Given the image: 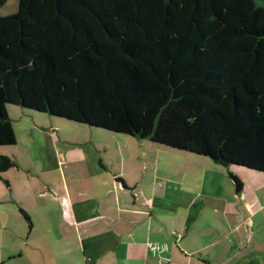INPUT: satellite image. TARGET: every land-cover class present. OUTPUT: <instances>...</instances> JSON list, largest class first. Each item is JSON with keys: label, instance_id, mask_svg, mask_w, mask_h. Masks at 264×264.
<instances>
[{"label": "trees", "instance_id": "16d2710c", "mask_svg": "<svg viewBox=\"0 0 264 264\" xmlns=\"http://www.w3.org/2000/svg\"><path fill=\"white\" fill-rule=\"evenodd\" d=\"M8 104L264 173V0H19L0 16V147ZM15 166L0 155L6 186Z\"/></svg>", "mask_w": 264, "mask_h": 264}, {"label": "crops", "instance_id": "0c3cea01", "mask_svg": "<svg viewBox=\"0 0 264 264\" xmlns=\"http://www.w3.org/2000/svg\"><path fill=\"white\" fill-rule=\"evenodd\" d=\"M34 120L15 134L16 166L1 175L11 195H0V229L11 239L0 236V264H264L261 174Z\"/></svg>", "mask_w": 264, "mask_h": 264}, {"label": "rangeland", "instance_id": "374dc122", "mask_svg": "<svg viewBox=\"0 0 264 264\" xmlns=\"http://www.w3.org/2000/svg\"><path fill=\"white\" fill-rule=\"evenodd\" d=\"M18 2H19V0H6L5 4L3 6H0V16H6V15L12 14L15 11H17L18 10ZM6 111H7L9 118L11 119V121L13 123V128H14V131H15V134L17 135V137H19L21 135V126L24 123H28L30 121L32 122V120H34V119H35L34 121H37L38 123H42V124H49V120H51L54 123H55V121H61V122L64 121L65 123H74V122L66 121L63 118H57V117L49 116L47 113L35 112V111H32V109H27V108H23L20 106H16L15 104H8ZM25 113L32 115V117H34V119H32L31 116H25ZM77 124L81 125V123H77ZM45 126H48V125H45ZM84 126L90 127L89 125H84ZM13 147H14V145L1 146L0 147V155H7L10 157H13L12 156ZM234 167H238V169L248 170V169H245V167H241V166H234ZM249 172H251L252 174H261L262 177H264V173H261L260 171L249 170ZM8 173H13V172H12V170H10L9 172H7V175H9ZM234 176H237V175H234ZM240 176H242V177L245 176L244 172L241 173ZM13 177H15V174ZM237 177L240 180H242L241 177H239V176H237ZM248 181L251 182L252 180L250 179ZM252 182L253 183L254 182L260 183V181L256 180V179H254ZM252 182H251V184H252ZM6 189L7 188H6L5 183L0 180V195H11L7 192ZM2 204H4V203H2ZM0 236H2L4 238V242H3L4 244H5V242H7V240L11 239L10 234L7 230L0 229ZM5 264H10V263L6 262Z\"/></svg>", "mask_w": 264, "mask_h": 264}, {"label": "water", "instance_id": "95a60500", "mask_svg": "<svg viewBox=\"0 0 264 264\" xmlns=\"http://www.w3.org/2000/svg\"><path fill=\"white\" fill-rule=\"evenodd\" d=\"M232 184L235 187V191L238 192L241 189L242 183L238 177L232 176L231 177Z\"/></svg>", "mask_w": 264, "mask_h": 264}]
</instances>
